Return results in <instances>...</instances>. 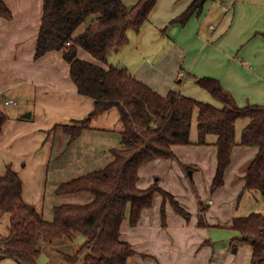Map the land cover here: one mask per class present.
Segmentation results:
<instances>
[{"label": "crops", "instance_id": "0c3cea01", "mask_svg": "<svg viewBox=\"0 0 264 264\" xmlns=\"http://www.w3.org/2000/svg\"><path fill=\"white\" fill-rule=\"evenodd\" d=\"M5 1L13 17H0V104L9 115L0 136V175L12 165L23 179L24 198L44 212L51 167L56 175L64 171L72 173L70 169L79 165L85 168L70 179L104 167L110 159L107 154H111V148L121 144L124 126L118 108L113 107L95 116L89 126L71 140L64 126L74 125L76 120L87 117L95 101L79 93L70 74V63L62 51L35 57L44 0ZM123 1L133 5L137 0ZM192 1L159 0L142 29L135 32V44L129 35V44L112 51L118 54L112 63L107 59L108 64L127 67L137 78L164 95L176 91L221 105L208 91L204 93L195 86V77L180 83L186 68L198 77L220 79L240 106L264 103V0H207L203 9L185 24L171 23ZM150 29L151 36L148 35ZM132 45L138 54L130 57ZM87 51L80 49L79 56L97 61ZM186 87L194 88L195 92H189ZM1 96L18 103L6 104ZM5 105L14 108L8 110ZM28 112L31 116L25 117ZM246 124V120L237 122L238 139ZM197 136V121L194 120L192 140ZM209 141L206 145H174L175 157L155 159L140 168V188H147L159 179L160 185L194 214L186 220L167 202L164 224V199L157 193L153 206L143 211L137 225H131L128 219L122 223V237L136 250L128 264L164 261L168 264H218L222 255L218 253L222 250L217 252L204 245L212 236L205 227H198L195 212L200 208L203 212L204 207L207 222L230 227L237 216L264 213L262 192L243 191L245 166L257 155L259 148L236 146L225 173V183L210 194L207 188L210 189L214 182L218 158L215 136H209ZM189 169L192 171L188 174ZM70 179H58L51 188L56 192L61 182ZM192 181L198 185L199 192L187 187L193 186ZM204 197L209 200L205 202ZM242 250L244 254L239 256ZM252 251L248 243L238 247L237 264H251ZM0 264L18 263L5 258Z\"/></svg>", "mask_w": 264, "mask_h": 264}, {"label": "trees", "instance_id": "16d2710c", "mask_svg": "<svg viewBox=\"0 0 264 264\" xmlns=\"http://www.w3.org/2000/svg\"><path fill=\"white\" fill-rule=\"evenodd\" d=\"M158 1L137 0L127 5L123 0H44L35 57L62 51L79 93L95 101L93 111L74 125L64 126L65 131L74 140L95 116L113 107L120 112L124 130L121 144L111 148L112 159L104 167L63 181L56 189L59 195L88 192L91 199L55 205L52 219L24 198L23 179L8 165L0 175V213L9 216V233L0 235V262L12 258L18 264H39L43 241L79 232L86 241L74 254L61 252L66 260L62 264H76L82 255L83 264H128L136 250L122 237V223L128 219L131 225H137L143 211L153 206L157 193L164 199V224L167 202L177 212L189 215L159 179L140 188V168L155 159L175 157L174 145L209 144V136H215L218 158L213 188L225 183L236 146H256L257 155L245 166L243 191L259 190L264 197V103L240 106L214 76L195 78L220 106L176 91L164 95L127 67L101 63L112 51L129 44V31L142 29ZM206 1L193 0L171 23L185 24L203 9ZM0 17H13L5 0H0ZM82 48L97 61L81 58ZM8 118L0 104V136ZM194 120L198 131L195 141L191 138ZM239 120L247 121L240 139ZM204 210L203 207V213ZM232 228L240 233V241L253 247L251 264H264V213L237 216Z\"/></svg>", "mask_w": 264, "mask_h": 264}, {"label": "rangeland", "instance_id": "374dc122", "mask_svg": "<svg viewBox=\"0 0 264 264\" xmlns=\"http://www.w3.org/2000/svg\"><path fill=\"white\" fill-rule=\"evenodd\" d=\"M128 1H132V0H128ZM211 21L215 22L216 20H211ZM135 32L136 31H133V30L129 31V35L133 39V44H135L134 42H136V39H137V34ZM151 34H152V32H151V29H150L148 35L151 36ZM152 38L153 37H151L150 39H152ZM135 51H136V47H134L132 45V47H131L132 54H130V57L132 55L138 54ZM116 54H118V53H116V52L113 53L112 52V54L108 56V60L110 62L113 61L114 58H116V56H117ZM128 58H129V55H128ZM101 63H103L106 66L110 65V64H108L107 61H102ZM195 76H196V74L191 73V71H189L188 69L184 68V76H183L184 80L182 82H180V83H184L187 80L188 77L194 78ZM195 86L196 87L198 86L197 88L202 90V92H204V93L206 92V90L205 89H201V87L199 85L196 84ZM189 87H191V86H189ZM185 89L187 90L188 87H186ZM188 91L189 92H195V89L194 88H189ZM199 95H200V93H199ZM2 98H4V97H2ZM2 106L4 107V105H2ZM5 107L8 110L14 108V106H12V105L11 106H8V105L6 106L5 105ZM109 156H110V159L107 160V163L112 159V155L111 154H107V157H109ZM95 167H99V166H95ZM82 169H85V168H82L79 165L76 168L72 167L70 169V171H72V173L70 172L69 174H67V172L64 171L62 174L56 175L54 173V171H53V168L51 167L50 181H49V190H48V195L46 197L47 200H46V205L44 207V212H43L46 218H48V219H52L53 218V207L55 205H57V204H62V203H65V202L84 203V202L89 201V199H91V195L88 192L79 193V195H77V196H74V195H59L51 188L52 185L55 184L58 181V179H61V180L62 179H70L71 175H76V173H78L79 171H83ZM91 169H95V168H91ZM87 171H89V170H86L85 172H87ZM190 171H192V169L188 170V174H189ZM73 173H75V174H73ZM188 178H190V177H188ZM192 185L193 186H187V187L193 188V190H197L199 188L198 185L193 183V181H192ZM205 185L209 186L208 183H205ZM210 185H211L210 189L208 187L207 190H208V193L211 194L214 191H216L217 188H213V184H210ZM204 198H205L204 199L205 202H207L209 200V199H207L208 197L207 198L204 197ZM200 199H202V198L200 197ZM175 211H176V209H175ZM188 212H189L188 216L183 215L181 213L180 214L183 215L185 217V219L187 220V219H190V217H192V215L194 214V212H191V211H188ZM177 213H179V212H177ZM205 215L206 214H204L202 212V208H200V211L198 213L195 212V216L198 219V223H197L198 227H205L206 230L209 231L210 235L212 236V239H207V242H204V245L211 246L217 252H218L219 249L222 250V253H218L220 255L222 254L220 259H219V263L218 264H237L238 247H240L241 245H244V243L242 241H240L239 238L237 237L238 235H240V233L238 231H236L235 229H233L232 227H230V226H218V225H215V224L211 225L209 222L206 221V216ZM166 219H167V209H166ZM162 221H163V218H162ZM8 233H9V216H8L7 213L1 212L0 213V235H6ZM85 241H86L85 235H83V234H81L79 232H76L73 235H65L62 238H59V239L54 240L52 242L43 241L41 243V245H42V253H41L40 257H39V264H62L64 261L66 262V260L63 257L61 252L74 254V253L77 252V250L82 246V244ZM243 254H244V250H242L239 253V256L240 255L243 256ZM229 256H230V258L228 259ZM82 259H83V255L80 257L79 261L76 264H83ZM221 261H222V263H220ZM160 264H168V262L164 261V262H160ZM177 264H182V263L178 262Z\"/></svg>", "mask_w": 264, "mask_h": 264}, {"label": "built area", "instance_id": "2783aa9c", "mask_svg": "<svg viewBox=\"0 0 264 264\" xmlns=\"http://www.w3.org/2000/svg\"><path fill=\"white\" fill-rule=\"evenodd\" d=\"M6 104H17L18 102L12 99L4 98Z\"/></svg>", "mask_w": 264, "mask_h": 264}, {"label": "water", "instance_id": "95a60500", "mask_svg": "<svg viewBox=\"0 0 264 264\" xmlns=\"http://www.w3.org/2000/svg\"><path fill=\"white\" fill-rule=\"evenodd\" d=\"M24 116H25V117H29V116H31V112H28V114H25Z\"/></svg>", "mask_w": 264, "mask_h": 264}]
</instances>
